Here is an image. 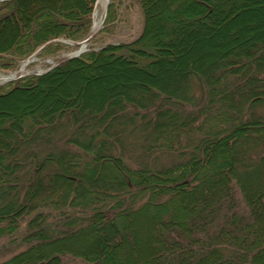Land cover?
<instances>
[{
  "label": "trees",
  "instance_id": "1",
  "mask_svg": "<svg viewBox=\"0 0 264 264\" xmlns=\"http://www.w3.org/2000/svg\"><path fill=\"white\" fill-rule=\"evenodd\" d=\"M45 1L0 3V34L12 27L0 68L91 35L95 0ZM124 1H111L99 34L114 33ZM126 1L143 19L132 42L0 86L3 102L108 64L142 85L0 114V264H264V38L233 42L208 70L182 59V90L168 89L149 69L178 62L184 31L219 22V0ZM234 9L224 14L235 20Z\"/></svg>",
  "mask_w": 264,
  "mask_h": 264
},
{
  "label": "rangeland",
  "instance_id": "2",
  "mask_svg": "<svg viewBox=\"0 0 264 264\" xmlns=\"http://www.w3.org/2000/svg\"><path fill=\"white\" fill-rule=\"evenodd\" d=\"M111 1L95 0L90 14L92 23L90 28L91 35L89 37L80 41L59 38L56 42L65 44V46L55 55H40V47L30 54V56L21 59L15 68H0V86L7 84V82L11 83L14 80L24 78L27 75L46 73L62 59L75 58L79 54L81 55L89 50L100 49L107 44L132 42L141 32L143 19L139 7L136 4L129 5L126 0L123 2L124 10L122 11L121 20L114 33H98L105 27L108 5ZM45 2V0H33L30 7H32L33 11L39 8L44 9L46 8L43 5ZM229 4H232L236 8L234 12L239 14L235 20L231 19V14H224ZM218 10L219 15L217 18L220 20L219 22L215 20L210 28L203 27L194 33L184 31L179 36L181 38L183 37V39L181 43L175 44L174 46L177 51V56L181 55L178 62L149 69L150 74L147 75L155 78L153 84L155 83L168 89L182 90L181 88L184 85L181 81L182 73H177L178 68L181 67L182 59L186 63L193 62L200 68L208 70L217 61L218 55L231 48L233 42H239L241 43L240 46H243L249 39L264 38V0H219ZM166 12L167 9L164 6L157 9L153 22L154 28L159 26L161 15ZM224 24H228V27H224ZM11 31L12 27L8 32ZM232 32L235 33L231 34ZM6 35L0 34L1 46H4L6 41L10 40L9 37L7 39ZM91 37L93 38L91 39ZM95 74L99 78L93 79L92 76ZM45 85L40 92L21 93L20 95L0 102V114L6 112L19 114L21 110L31 108L47 109L53 106L56 100L63 98L69 99L70 96L81 93L84 89L85 92H89L91 97H93L92 100L96 103L101 95L107 94L108 92L130 91L134 87L141 85V80L137 79L129 67L108 64L95 71H78L73 74H64ZM46 89L49 90L46 91ZM260 180L261 177L255 178L256 189L259 188ZM135 229L139 236V241L143 244L142 236L148 231L147 223L142 222L141 224L140 222ZM9 256L10 254L0 255V260L7 259ZM147 263H150V260Z\"/></svg>",
  "mask_w": 264,
  "mask_h": 264
},
{
  "label": "water",
  "instance_id": "3",
  "mask_svg": "<svg viewBox=\"0 0 264 264\" xmlns=\"http://www.w3.org/2000/svg\"><path fill=\"white\" fill-rule=\"evenodd\" d=\"M2 1H4V0H0V2H2Z\"/></svg>",
  "mask_w": 264,
  "mask_h": 264
},
{
  "label": "bare ground",
  "instance_id": "4",
  "mask_svg": "<svg viewBox=\"0 0 264 264\" xmlns=\"http://www.w3.org/2000/svg\"><path fill=\"white\" fill-rule=\"evenodd\" d=\"M55 41H58V39H57V40H55Z\"/></svg>",
  "mask_w": 264,
  "mask_h": 264
}]
</instances>
